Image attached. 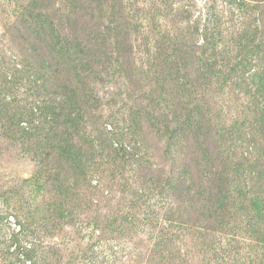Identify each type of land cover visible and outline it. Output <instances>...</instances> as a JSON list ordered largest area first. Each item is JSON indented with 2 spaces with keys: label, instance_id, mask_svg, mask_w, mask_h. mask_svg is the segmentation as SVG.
<instances>
[{
  "label": "rangeland",
  "instance_id": "1",
  "mask_svg": "<svg viewBox=\"0 0 264 264\" xmlns=\"http://www.w3.org/2000/svg\"><path fill=\"white\" fill-rule=\"evenodd\" d=\"M0 264H264V0H0Z\"/></svg>",
  "mask_w": 264,
  "mask_h": 264
},
{
  "label": "trees",
  "instance_id": "2",
  "mask_svg": "<svg viewBox=\"0 0 264 264\" xmlns=\"http://www.w3.org/2000/svg\"><path fill=\"white\" fill-rule=\"evenodd\" d=\"M33 26H34V28H35L37 25H34V24H33Z\"/></svg>",
  "mask_w": 264,
  "mask_h": 264
}]
</instances>
